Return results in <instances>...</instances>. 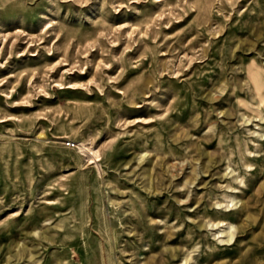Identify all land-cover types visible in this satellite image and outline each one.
I'll return each mask as SVG.
<instances>
[{"label": "rangeland", "instance_id": "1", "mask_svg": "<svg viewBox=\"0 0 264 264\" xmlns=\"http://www.w3.org/2000/svg\"><path fill=\"white\" fill-rule=\"evenodd\" d=\"M262 100L264 0H0V264H264Z\"/></svg>", "mask_w": 264, "mask_h": 264}, {"label": "bare ground", "instance_id": "2", "mask_svg": "<svg viewBox=\"0 0 264 264\" xmlns=\"http://www.w3.org/2000/svg\"><path fill=\"white\" fill-rule=\"evenodd\" d=\"M255 89V88H254ZM262 103H263V100L262 101H259L258 103H257V105H258V108L260 109V107H261V105H262ZM261 111L259 112V113H261V112H264V109H260ZM258 113V114H259ZM255 118V120H258V121H263L264 120V116L263 115H261V116H256V117H254ZM259 137H261V136H259ZM231 239V237L227 240V241H229ZM226 241V242H227ZM230 242V241H229Z\"/></svg>", "mask_w": 264, "mask_h": 264}]
</instances>
